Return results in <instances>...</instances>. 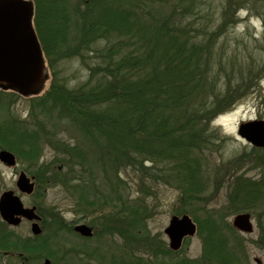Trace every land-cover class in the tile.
Masks as SVG:
<instances>
[{
    "label": "trees",
    "instance_id": "16d2710c",
    "mask_svg": "<svg viewBox=\"0 0 264 264\" xmlns=\"http://www.w3.org/2000/svg\"><path fill=\"white\" fill-rule=\"evenodd\" d=\"M28 1L33 5V28L49 67V85L33 99L29 118L35 119L34 111L37 110L40 115L47 116L49 105L54 109L64 103L80 136L95 144L106 142L105 149L114 152L102 158L103 164L108 162L110 172L114 167L134 168L137 157H142L140 170L148 172L151 167H145V162L151 166L158 160L168 161L166 183L177 189L178 199L185 205V211L178 210L175 214L193 216L188 212H194L207 189L208 166L202 162L203 156L212 152L218 154V146L226 143V138L211 124L233 107L239 96L256 81H252L250 70L248 73L239 71L238 79L234 80L233 70L224 71L226 65L222 64L218 66L223 69L216 75L208 71V64L216 56L213 53L215 39L225 35L234 24L233 0L222 4L220 22L214 32L206 25L196 24L201 19L188 21L193 16L199 19L202 13L195 11L198 6L194 7L191 2L175 7L188 18L184 24L171 17L146 23L140 0H85L84 10L72 0ZM80 11H84V15ZM98 11H106L107 15H95ZM209 15H204L206 22ZM100 42L106 44L95 53L93 45ZM84 54H92L91 57L99 62L87 67L86 84L67 90L58 79L55 66L74 55L82 59ZM229 61V66L235 65L233 58ZM220 73L226 76L222 91L217 82ZM17 122L16 117L9 115L0 122V150L13 153L20 161L36 163L40 134ZM37 126L39 128V124ZM60 148L62 156L82 165L76 146ZM252 150L256 154L252 159L264 174V150ZM117 155L125 158V163H121ZM82 156L85 161L84 154ZM60 173H56V177L61 176ZM154 176L146 174L145 180ZM235 180L238 183L230 181L235 186L230 194V213H248L255 218L259 231L256 246L264 252V175L254 182L239 177ZM35 183L34 193L37 194L40 181L36 179ZM59 183L69 188L68 182L60 179ZM142 188L147 187L143 185ZM132 205L122 206V220L127 222L134 216L132 232L138 228L137 219L145 230L142 221L147 216L146 210L142 204L138 211ZM36 212L41 219V211L37 208ZM137 212L141 213L140 218H136ZM212 215L193 219L196 235L202 243L201 256L197 260L177 259L181 249L171 252L164 245L160 253L152 251L140 264H242L235 230L231 226L220 227L217 217ZM54 216L57 219V214ZM141 233L153 244L144 231ZM185 243L186 240L183 245ZM55 252L51 239L22 238L0 220V259L21 262L48 259L50 264H70L66 257L59 259Z\"/></svg>",
    "mask_w": 264,
    "mask_h": 264
},
{
    "label": "rangeland",
    "instance_id": "374dc122",
    "mask_svg": "<svg viewBox=\"0 0 264 264\" xmlns=\"http://www.w3.org/2000/svg\"><path fill=\"white\" fill-rule=\"evenodd\" d=\"M120 1L123 0L117 2ZM224 1L226 0H140L146 23L159 21L165 17L167 19L171 17L184 24L201 19L196 24L208 26L210 32L216 31L214 29L220 22ZM72 2L80 7V10H84L85 0H72ZM189 2L194 7L198 6L195 11H202L201 16L200 14L198 16L199 19L193 16L188 20L180 14L178 8H175L176 4L183 5ZM233 3L236 12V18H233L234 24L225 35L215 39L213 53L216 56L213 62L208 64V71H212L211 75H216L219 73L217 71L223 69L218 66L222 64L226 65L224 71L233 70L234 80L238 79L239 71L248 73L250 70V75H253L252 81H256L239 96L240 99L233 107L216 117L211 124L213 129L218 130L226 138V143L222 146L217 145L220 150L218 154L212 152L203 156L202 162H206L208 166L205 173L208 183L202 195L203 201L194 208V212H188L193 216L175 214L178 210H183L185 205L178 199L177 189L166 183V179L169 178L168 161L158 160L151 166L145 162V167H151L148 172L140 170L139 162L142 157H137L134 168L114 167L110 172L108 162L103 164L102 158L107 155L112 156L114 152L105 149L108 146L106 142L95 144L91 139L80 136L64 103H59L54 109L49 105L47 116L40 115L37 110L34 111L35 119L29 118L32 113L31 107L35 102L33 99L42 94L49 85L47 75L49 67L46 66L45 61L44 68H48L44 70V79L36 93L23 96L8 87L0 88V122L6 115L13 116L18 119L17 123L27 125L31 131L40 134L37 139L39 155L36 163L20 161L16 155L17 167L9 168L0 163V195L5 191H14L20 197L23 207L35 206L41 211L39 227L43 233L40 238L52 240V248L59 259L66 257L70 264H140L141 259H148L152 251L160 253L164 245L168 248V239L162 231L167 227L168 220L172 216L187 215L196 224L193 220L195 216L201 220L200 218L205 215L213 213L220 227L231 226L233 217L237 215H231L229 210L230 194L235 189L230 181L233 179L236 184L238 181L235 179L239 177L240 180L247 179L254 182L259 181L264 175L263 170L258 169L252 159L256 155L252 150L253 147L236 134L241 124L264 121V70H262L264 0H233ZM80 13L84 15V11ZM106 13V11L105 13L98 11L95 15L104 16L107 15ZM205 13L210 14L208 22L204 20ZM105 44V42L95 43L93 45L95 53ZM77 56L65 58L55 66V73L67 90L80 88L86 84L87 67L99 62L97 58L91 57L92 54H84L82 59ZM232 58L235 65L229 66L227 63ZM49 75H52L50 71ZM225 81V74L220 73L217 81L220 91ZM63 145L77 147L82 165L75 164L73 160L59 153ZM83 154L85 161L82 158ZM117 157L120 158L121 163H125V158L120 155ZM224 163L226 164L223 165ZM20 172H25L28 177L40 181L37 194L24 196L17 192L15 183ZM58 172H61V176L56 177ZM151 173L155 175L153 179L145 180L146 174ZM60 179L68 182L66 183L69 185L68 189L59 183ZM54 180L56 182H53ZM143 185L147 188H142ZM129 204H133L137 211L142 204L146 210L145 216L146 214L147 216H144L142 221L145 230L141 229L140 220L137 219L138 228H134L132 232L134 216L130 217V221L122 220L124 212L121 210L122 206ZM55 214L58 216L57 219ZM140 217L141 213L137 212L136 218ZM250 217L253 227L251 233L243 234L235 230L237 244L242 251V264H264V252L256 246L259 236L257 222L251 214ZM82 218L92 227L91 239L79 238L72 231L74 221H80ZM14 229L22 238L34 237L30 232V223L27 221H23ZM143 231L148 238H151L153 244L142 237ZM201 249V240L194 235L186 240L177 259L197 260L201 256ZM43 261L44 259L32 262L0 259V264H43Z\"/></svg>",
    "mask_w": 264,
    "mask_h": 264
},
{
    "label": "water",
    "instance_id": "95a60500",
    "mask_svg": "<svg viewBox=\"0 0 264 264\" xmlns=\"http://www.w3.org/2000/svg\"><path fill=\"white\" fill-rule=\"evenodd\" d=\"M27 0H0V88H10L23 96L36 93L44 79V62L33 26V7ZM238 137L255 148L264 149V121H251L241 124ZM0 163L3 166L16 167V158L11 152L0 150ZM17 191L31 196L35 185L33 178L24 172L17 175ZM0 219L7 226L15 228L23 220L30 222V232L34 237L41 235L39 217L36 208H25L13 191L0 195ZM187 215L172 216L164 234L170 250L177 251L185 238L196 233L195 223ZM231 226L243 234L253 231L251 217L247 213L233 217ZM74 232L90 238L92 231L86 225L74 226ZM43 264H49L45 260Z\"/></svg>",
    "mask_w": 264,
    "mask_h": 264
},
{
    "label": "flooded vegetation",
    "instance_id": "af4514ba",
    "mask_svg": "<svg viewBox=\"0 0 264 264\" xmlns=\"http://www.w3.org/2000/svg\"><path fill=\"white\" fill-rule=\"evenodd\" d=\"M80 224H81V225H86V226H87L88 228H90L91 231L93 232L92 227H90V226L88 225L87 221L84 220V219L82 218V220H80V221L75 220V221H74V225H72V231H73V233H74L75 236H77V237H79V238H86V237H83V236L79 235L78 233L74 232V226H77V225H80ZM91 238H92V236H91L90 238H88V239H91Z\"/></svg>",
    "mask_w": 264,
    "mask_h": 264
}]
</instances>
